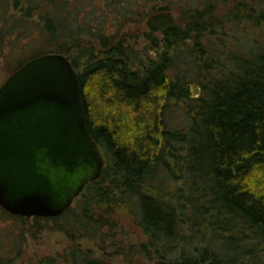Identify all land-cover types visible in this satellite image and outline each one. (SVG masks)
<instances>
[{
	"label": "trees",
	"instance_id": "16d2710c",
	"mask_svg": "<svg viewBox=\"0 0 264 264\" xmlns=\"http://www.w3.org/2000/svg\"><path fill=\"white\" fill-rule=\"evenodd\" d=\"M142 36L155 57L136 48ZM47 52L77 70L105 165L57 216L0 206V264H61L21 261L27 235L44 230L69 238V264H113L108 254L264 264V0H0L7 75ZM180 102L188 117L174 128L167 116ZM119 205L142 231L139 243L113 232ZM82 237L104 257L77 244Z\"/></svg>",
	"mask_w": 264,
	"mask_h": 264
},
{
	"label": "water",
	"instance_id": "95a60500",
	"mask_svg": "<svg viewBox=\"0 0 264 264\" xmlns=\"http://www.w3.org/2000/svg\"><path fill=\"white\" fill-rule=\"evenodd\" d=\"M104 165L67 55L43 53L7 75L0 84V206L26 218L57 216Z\"/></svg>",
	"mask_w": 264,
	"mask_h": 264
},
{
	"label": "rangeland",
	"instance_id": "374dc122",
	"mask_svg": "<svg viewBox=\"0 0 264 264\" xmlns=\"http://www.w3.org/2000/svg\"><path fill=\"white\" fill-rule=\"evenodd\" d=\"M135 46L138 49H143L150 57L156 56L155 48L150 47L147 40L143 36L135 41ZM7 74L8 70L3 66L0 58V84L7 77ZM201 93V87L199 85L190 84V95L192 97H199ZM170 102L172 103L174 100H171ZM178 105L179 107L176 108V105H174V103L172 104V111L167 116L168 125L174 128H184L188 115L186 113V109L184 108V103L180 102ZM178 185H182V180H170L167 182V187L171 189ZM75 203L76 201L74 200L72 205H75ZM114 218L116 221V228L113 229V232L116 234L118 239L123 240V242L133 243H139L143 240L144 237L142 231L133 222L127 207L124 205L116 207L114 211ZM29 224L31 225V223ZM33 233L27 235L21 261L25 263L28 260L35 261L43 256H54L61 261V264H69L63 254L65 255L67 248L70 245V241L63 231L44 230L35 232L34 234ZM76 242L82 248L91 249L94 255L104 257L102 250H100L90 238L82 237ZM105 257L110 259L113 264H154L153 261L146 258L143 259L142 257L135 260L134 263H129L128 260L124 259L122 254H108V256L106 255Z\"/></svg>",
	"mask_w": 264,
	"mask_h": 264
}]
</instances>
